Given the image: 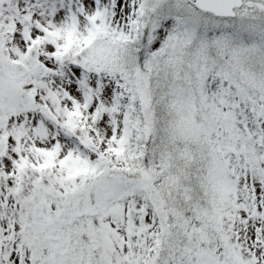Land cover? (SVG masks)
I'll return each mask as SVG.
<instances>
[{"label":"snow or ice","instance_id":"1","mask_svg":"<svg viewBox=\"0 0 264 264\" xmlns=\"http://www.w3.org/2000/svg\"><path fill=\"white\" fill-rule=\"evenodd\" d=\"M0 264H264V0H0Z\"/></svg>","mask_w":264,"mask_h":264}]
</instances>
